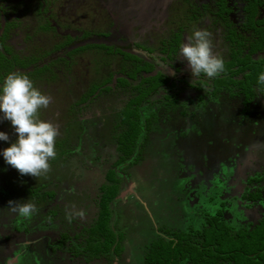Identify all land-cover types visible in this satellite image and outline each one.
<instances>
[{
  "label": "rangeland",
  "instance_id": "obj_1",
  "mask_svg": "<svg viewBox=\"0 0 264 264\" xmlns=\"http://www.w3.org/2000/svg\"><path fill=\"white\" fill-rule=\"evenodd\" d=\"M55 3L60 4V7H67L62 17L64 21L73 20L72 29L99 32L98 30H104L109 25V20L105 19L106 13L101 9L100 0H55ZM20 17L27 21L24 28L21 27L25 32L32 25V18ZM176 17L180 24L189 21L185 13ZM208 19L212 21L211 16ZM117 25L121 26L118 21ZM197 26L201 28L199 24ZM197 28L195 24L190 29L194 32ZM212 28L215 29V26ZM132 29L139 32V24ZM122 33L128 34L123 30ZM32 41L35 45L46 44L41 33L35 35ZM141 42L144 44L146 40ZM98 45L84 46L82 50L73 52L72 54L76 55L79 52L80 57H77V62L69 73L58 68L62 71L57 74L56 80L40 83L39 90L52 99L47 109L40 110L39 118L52 122L59 130L55 144L57 155L54 160L49 161L50 172L37 178L21 175L6 164L0 155V264H143L144 247L146 249L145 245L152 237H156L155 234L163 233V228L178 231L184 229L187 224L198 228L201 218L188 221L189 215L202 209L214 214L219 208L217 201L230 199L229 202L233 204L228 207L226 223L229 222L230 216L238 220L245 218L256 222L264 212V203L260 201L258 205L250 204L244 196L249 189L258 187L264 192V176L261 175L264 173L262 101H255L249 106L246 118L240 116L244 113L243 109L240 112L238 106L232 107L225 98L221 99L220 95L218 98L211 97L216 93L208 92L206 97L202 94V98L199 95L196 97L197 101H193L192 107H201L202 111L195 110L194 115L188 116L187 125L184 123L180 128L171 129V122L163 123L160 119L164 128L158 124L154 127L155 132L148 133L150 141L147 140L141 146L138 160L133 164L129 163L131 160L116 163L119 155L114 152L115 146L120 148L126 133V126L119 124V114L114 108H120L121 102H114L108 107L106 102L101 101L103 93L96 97L95 101L92 100V103L87 101L79 104L84 97L79 93L81 90L91 91L93 84L105 80L114 70L122 69L121 55L114 52V46H109L107 52H104ZM221 57L226 59L222 55ZM66 84L70 86L68 90L75 93L71 104H66L69 99L62 91ZM182 86L185 88V84ZM123 92L125 95L124 90ZM91 106L93 107L90 108ZM162 108L163 105L155 104L147 116L154 121L153 125L157 122L156 116L166 115ZM78 116H81L82 122L78 120ZM177 125L178 123H175V126ZM0 131L6 132L10 137L8 142L0 141L2 151L16 140V134L7 120H0ZM141 132L142 129L139 136ZM92 133L93 139H90ZM171 136L173 138H169ZM99 140L101 142L97 144ZM72 143L76 145L72 146ZM89 143L91 146L97 144V158L82 155L87 153ZM77 147L79 152H74ZM145 147L146 149H143ZM132 157L134 158L135 154ZM85 159L91 161L92 165L88 166ZM111 170L119 171L118 175L123 178L117 200L114 198V205L111 203L114 208L113 218L117 219L115 228L123 232V249L119 256L104 254L96 261L81 262L82 256L81 259L76 258L72 251L68 255L69 251L64 250L63 246L65 241L62 239L61 246L58 239L62 232L73 234L79 223H91L92 214L101 209V195L110 185L106 177H111ZM187 173L205 174V177H208L202 181L201 178L198 181H190L186 177ZM222 178L224 181L220 183ZM251 178L255 181H250ZM200 181L201 185L204 182L208 187L200 188ZM43 193L47 195L45 201L42 200ZM52 194L57 197L47 200ZM251 194L256 196L255 191ZM29 195H33V199ZM210 196H213V200H209ZM9 201L34 203L38 209L57 204L59 214L57 211L54 213V216L58 215L55 223L39 224V217L36 218L35 215L30 219L16 216L17 213L12 212L8 206ZM73 209L84 210L86 215L83 219L75 217L72 227H69L64 221L67 220L66 213ZM187 211L189 215H186ZM253 213L254 217H248ZM13 216L16 217L15 225L12 224L9 228L10 225L6 222ZM22 221L27 231L23 229ZM261 221L262 219L259 222ZM235 222L230 224L234 223L236 229L242 226L246 230L249 226L248 222ZM17 225L20 227L16 232L13 227ZM72 241V238H69L67 244L71 245ZM222 241L227 242L226 237Z\"/></svg>",
  "mask_w": 264,
  "mask_h": 264
},
{
  "label": "trees",
  "instance_id": "obj_2",
  "mask_svg": "<svg viewBox=\"0 0 264 264\" xmlns=\"http://www.w3.org/2000/svg\"><path fill=\"white\" fill-rule=\"evenodd\" d=\"M18 1L20 4H23L22 0ZM179 1L181 2L179 10L185 14L187 12L190 13L193 9L190 7L193 5H189L190 1ZM25 4L27 8L32 7L35 9V4L39 3H36L35 0H30ZM187 5L189 6L187 7ZM169 13L171 17L174 16L173 20L175 21L170 28L171 32H178L183 29L184 24L188 25L187 20L184 21L183 24H180L177 20L176 15H181V13H177V8L174 7V9L169 10ZM20 14L25 16V13L20 12ZM39 14L43 13L40 11ZM39 28L42 32L44 31L47 33L52 30L51 23L48 20L42 21ZM258 28L259 27L256 29ZM98 31L99 32L96 31L95 33L98 35L104 34L102 30ZM254 32L256 33L259 31L254 30ZM89 33L91 34L92 31L86 32L85 34ZM259 33L263 37H260V42L255 41V46L248 51L243 52L240 51V49L234 50L232 58L225 57L226 59H224L225 71L211 80L202 75V81L196 82L197 85L193 90H190V94L185 93L189 90V82H187L186 79L177 77V81L170 82L169 74L166 73L165 70L157 69L154 71L156 65L152 62L146 61L143 57L137 56L136 54L122 52V69L120 70L122 75L117 76L114 81L111 80V76L109 75L105 80L93 84L91 91L81 93L84 97L81 99V102H79L84 103L91 101L90 97L102 93L103 89L101 85L103 84L111 83L114 84V86H126L125 89L129 90L128 93H125V96L119 99L121 107H114L115 110L118 111L117 114H119V124L126 126L124 139L121 140L120 148L118 146L120 154L116 163L131 160L129 163L133 164L138 160L137 158L140 156L141 151L134 150L138 146L137 141L139 139V133L143 128L149 129L152 120L146 117L151 113L155 104H157V106L163 105L164 108L162 109L166 116L179 122L189 118L188 116L194 115L195 110L199 109L202 111L201 107H192V103L193 101H197L196 97L199 95L201 98L202 94L206 97L208 92L213 94L216 93L211 96L212 98L215 96L218 98L220 95L221 99L225 98L227 101L232 102L233 104L231 106H238L240 112L243 109L244 113L240 114V116L248 112L247 109L249 106L253 105L250 104V101L256 100L254 99L255 97H257V99H264V85L258 84L259 75L264 73V56L256 55L258 52L264 51V35L261 32ZM175 42L174 48L172 47V51L170 50L169 52L166 50V45H160V50L165 53L168 62H171L174 58L172 54L173 51L175 52V49L176 51L179 49V42H177V39H175ZM96 44H99L98 46L101 47L104 52L106 51L104 49L108 47V45L105 47L106 45H104V43H98L96 41H93L90 45ZM35 46L37 47L33 52L31 51L30 58L27 56L22 58L21 55L17 53H14V55L12 54V56L8 58L3 55L0 50V85H2L6 75L11 72H20L28 75L34 87L38 89L39 86H41V82L50 83L51 80H55L57 74L55 73L56 70L52 68L53 66L50 67L51 63L46 66H40L36 63L32 65L30 70L25 69L29 66V62L41 61L43 56L51 52H44L41 45ZM58 47L59 45L53 47L52 51H55ZM82 48H79L78 51L82 50ZM75 51L76 50H70L68 54L71 56ZM253 54L256 56H253ZM50 61L57 63L53 60ZM67 68L69 67H64V69ZM176 84H180V86L178 87ZM182 84H185V88H183ZM110 85L105 86V89L112 88ZM206 85L210 88H206ZM153 96L155 98L152 99ZM197 115L198 114H196V116ZM146 139L147 136L144 137L143 144L146 143ZM134 154L135 157L133 158L132 156ZM136 154L138 156H136ZM132 159H134V161ZM118 173L119 171L117 170H111V177H106L110 185L106 188V192L101 195L102 202L101 204L98 203L101 209L99 212H95L94 215L92 214L91 223L90 221L84 224L79 223L77 230L73 232V234L69 235L66 232L60 234L63 240L72 238L73 241L71 245H65V247L67 246L66 250H68L69 253L72 251L76 257L82 256V259H84L86 263L96 261L104 254L119 256L123 249L121 243L123 232L115 228L117 219L113 218V205L115 202L113 199L118 196L120 183L123 180ZM116 175L119 176L118 179ZM41 195L42 200L45 201L44 198L47 197L46 193ZM29 196L33 199V195ZM51 196H53V194ZM111 203L113 205H111ZM188 212L189 211L186 212L187 215H189ZM54 213H56V211H53V214ZM195 217L201 218L198 228L190 226L189 224H187L184 229H179L178 231H170L165 228L162 230L158 228L162 230L163 233L155 234L156 237H152L150 242L145 245L146 249L144 247L143 264H229V262L231 264H264V217L258 224L251 225V222H249V226L246 227V230H244L242 226H239V228L235 230V226L226 223L222 216L221 209H218L214 214L203 209L191 213L190 219H192V221ZM55 219L56 216L52 215L49 217L50 221ZM68 222L69 220L67 223ZM69 226L72 227L71 224ZM255 229L256 231L254 232ZM225 237L227 242L224 243L222 240ZM60 244L62 246L63 242L61 241ZM256 259H259L260 262Z\"/></svg>",
  "mask_w": 264,
  "mask_h": 264
},
{
  "label": "flooded vegetation",
  "instance_id": "obj_3",
  "mask_svg": "<svg viewBox=\"0 0 264 264\" xmlns=\"http://www.w3.org/2000/svg\"><path fill=\"white\" fill-rule=\"evenodd\" d=\"M29 1L30 0H22L23 4H20L18 0H0V50L3 53V55L10 58L12 54L14 55V53H17L21 55L22 58H25L26 56L30 58L31 51L33 52V50H35V48L37 47L34 45L35 43L32 40L33 38H35V35H37L38 33L43 34L44 42L46 43L41 45L44 52L51 51L46 56H43L41 58V61H33V63L29 62V66L25 68L26 70H30L32 65H35L36 63L40 66H46L51 63L50 67L53 66L52 68L56 70L55 71L56 74L60 73L62 71L61 69H64V67H69L65 69L69 73L70 70L74 68L77 62V57H80V54L78 52L77 53L78 55L72 54L70 56L68 54V51L70 50L78 51L79 48L90 45L91 43H93V41H96L98 43H104V45H106L105 47H107V45L108 47L111 45L114 46L115 49L114 52L119 53L120 55L122 52H126L131 54L133 53L136 54L137 56L143 57V59H145L146 61H150L156 65L154 71H156L157 69L165 70L166 73L169 74L170 82L177 81L179 77L186 79V81L189 82V87H188L189 90L185 92L186 94H190L189 93L190 90H193V88L196 87L197 85L196 82L202 81V76H201L199 79L195 80L192 83V76L190 69L187 66V61H184L182 60V58L179 57V49L181 45L184 42H186L187 37H190L193 34V30L190 29L193 25L196 24V28L198 27L199 29H206L209 32H211L213 51L218 52L219 54H221L223 57L226 58L228 57L232 58L234 50L240 49V51L243 52L250 50L255 46L254 44L255 41L260 42V37L263 38L259 32L263 33L264 35V0H188L190 1L189 5H193L190 6L193 9L190 11V13L188 12L186 13V16L189 17L188 25L184 24L183 29L178 31L179 33L176 31L174 33L173 31L172 32L170 31L172 23L175 21L173 20L174 16L171 17L169 13V10L174 9V7L177 8L178 14L182 13L181 10H179V5L181 4L179 0H125V1L100 0L102 7L101 9L104 10L106 13L105 19L109 20V25L107 26V28L102 30L104 34L101 35L96 34L93 30H88V29L80 30L78 28L72 29L71 22H73V20L66 19L64 21L62 17L63 11L67 7L65 8L60 7L59 6L60 4L56 5L55 0H38V2L37 0H35L36 3H39V4H35L36 5L35 9H33L32 7L27 8V5L25 3ZM182 1L185 2L187 0H182ZM189 5H187V7ZM40 11L43 14H39ZM110 11H113L115 13H111ZM20 12L25 13L24 14L25 16H29L32 18V25L25 32L21 30V27L24 28V25L27 21L22 17H20L23 16L22 14H20ZM210 16L212 17L211 22L208 19ZM45 20H48L51 23L52 30L49 33L44 31L42 32V30L39 28L41 22ZM117 21L121 24V26L117 25ZM137 24H139V28H140L139 32H137L135 29H132L133 26ZM197 24H199L201 28L197 26ZM213 26H215V29L212 28ZM257 27L259 28L256 29ZM122 30L124 31V33L127 32L128 34L123 35ZM254 30H257L259 32L255 33ZM90 31H92L91 34L90 33L85 34L86 32H90ZM175 39H177V42H179V49L177 51L175 49V52L173 51L172 54L174 58L171 60V62H168L165 53H163L160 50V45L162 46L166 45V50L169 52L171 48L172 47L174 48L175 46L176 43ZM143 40H146L144 44H142L141 42ZM57 45H59L58 49L52 51L53 47ZM108 47L104 49L106 50V52ZM256 55L264 56V51L262 52L260 51ZM256 55L253 54V56ZM121 57H123V55H121ZM50 60L56 61L57 63H54ZM172 73H175V75H172ZM120 75H122L120 73V70L118 69L114 70L110 75L111 80L114 81L115 78ZM68 79L71 80V77H69ZM52 81L53 80H51L50 82ZM110 84L111 83L101 85L102 86L101 88L103 89L102 93L100 94L98 93L95 96L90 97L91 98L90 102L92 103L93 101H95L96 97H99V95H102L104 93L101 96V101L106 102L105 104L108 107H110V105H113L114 102H118L122 96H125L123 90L125 91V93L128 92L127 89H125L122 86H114V84L111 85ZM107 85L112 86V88L105 89V86ZM69 87L70 86L66 84L65 89H62L64 95L66 94V97L69 99L68 100L69 102H67L66 104H71V102H73V97L75 95V93L73 94L72 91L68 90ZM206 88H210V87L206 85ZM82 92H84V90H81V92L79 93ZM153 98L155 97L153 96L152 99ZM254 99L256 100L250 101V104H254L255 101L261 100L264 106L263 98L257 99V97H255ZM228 102L229 105L233 104L230 101ZM79 104H84V103H79ZM92 107L93 106H91L90 108ZM96 110L98 111V109ZM1 116L2 113H0V117ZM146 118L148 119V117ZM81 119H82L81 116H78V120L80 122H82ZM160 119L161 121H163V123L166 122L168 124L169 122H171L172 123L171 129H174V127L180 128L184 125V123L185 125H187L188 123L186 119L176 122L175 120H173V118H170L166 115L156 116V121H157L156 124L153 125L152 123L154 121H152L149 126V129L148 128L142 129L141 135L139 136V139L137 141L138 144L140 145H138L134 151H140V148L142 149L141 146L144 143V137L147 136L146 140H148V142L150 141L151 137H149L148 135L152 132H155L154 127L156 125L158 124L159 126L162 125ZM175 123H178V125L179 124L182 125L175 126ZM162 128H164L163 125ZM101 131L102 128L99 129V134H101L100 133ZM93 133L90 139H93ZM96 133L97 132H95V134ZM169 138H173V137L171 136ZM84 139L88 140V138H84ZM100 142L101 140L97 141V144ZM82 143L83 140L81 139L80 144ZM97 144L96 146L94 145L91 146L90 143L87 144L88 151H86L87 153H84L82 155L85 156L91 155L97 158V156H95V150L97 149ZM75 145L76 143H72V146ZM79 147H77V149L75 148L74 152H79ZM115 148L116 151L114 152H116L119 155L120 150L118 149L117 146H115ZM143 149H146V147ZM178 156L180 157V154ZM85 163L88 166L92 165V162L87 161V159H85ZM184 164L186 163L184 162ZM199 175L201 174L197 175V174L187 173L186 177L190 181H198L200 178L202 181L204 178L208 177V175L205 177V174L201 176ZM261 175L264 176V173ZM201 181L198 182L200 185H201ZM223 181L224 179L222 178L220 183H223ZM250 181H255V180L254 179L252 180L251 178ZM202 184L203 185H201L200 188L205 189L206 187H208L207 183L202 182ZM259 189H260L259 187L255 189H249V191L245 193V195L243 193V195L249 200L250 204L258 205L260 204V201L264 203V192H261V190ZM252 191H255L256 196L251 194ZM53 197H57V196L55 195L50 196L48 197L47 200ZM116 200H117V196L115 198V201ZM209 200H213V196L212 197L210 196ZM229 200L230 199H226L223 202H218V201L217 203L215 202L216 204H219L218 209H221L222 216L224 219L228 213V209H229L228 207L233 205L231 202H229ZM57 207H58L57 204H53L51 206L46 205V207H42L41 209L37 208L39 212L37 211V213H35L34 215L36 218L39 217L38 218L39 224L40 223L46 224V222H48V224L50 225L55 223L56 220L50 221L49 217H51L52 215L54 216L53 211H57V213L59 214L58 212L59 209H57ZM16 216L19 215L17 214ZM260 216L261 218H259V220L256 221L257 223L264 217V212L262 215L260 214ZM56 217H58V215H56ZM248 217H254V213L250 216L248 215ZM15 219L16 217L13 216L11 220L6 222L10 225L9 228L12 226V224L15 225ZM195 219L196 217L193 218V220ZM227 219L229 220V218ZM73 220L74 218L71 220V222H68L67 224L68 225L72 224ZM189 220H190V216L188 221ZM67 221L68 219L66 220V222ZM234 221L236 222L238 221L239 223L241 222L249 223L252 220L248 221L245 218H243V220L240 219L238 220L237 218H232V216H230V220L228 223L230 224V222H234ZM256 222L253 220L251 222V225L257 224ZM21 223L23 226V221ZM230 225L235 226L234 223ZM18 227L20 226L17 225V227H13L16 232L19 229ZM23 229L27 231L26 225L25 228L23 226ZM67 240L68 239L64 240L66 244H64L63 246L68 245ZM61 241L63 240L61 239V235H60V239H58V244H60ZM60 250L61 252H63L62 248ZM64 250H66V247ZM69 254L70 253H68V255ZM83 260L84 259H81V262Z\"/></svg>",
  "mask_w": 264,
  "mask_h": 264
},
{
  "label": "clouds",
  "instance_id": "obj_4",
  "mask_svg": "<svg viewBox=\"0 0 264 264\" xmlns=\"http://www.w3.org/2000/svg\"><path fill=\"white\" fill-rule=\"evenodd\" d=\"M211 37V32L198 28L179 49V57L187 61L192 83L202 75L211 80L225 71L223 58L213 51ZM258 84L264 85V73L259 75ZM51 99L34 87L28 75L20 72L7 74L0 85V120L9 121L16 134V140L0 151V155L21 175L34 178L46 176L51 170L49 161L56 158L58 127L39 118L40 110L47 109ZM9 140V135L0 131V141ZM8 206L25 219H30L38 211L36 205L30 202L9 201ZM85 215L84 210L73 209L66 213V218L71 222L73 218L83 219Z\"/></svg>",
  "mask_w": 264,
  "mask_h": 264
}]
</instances>
